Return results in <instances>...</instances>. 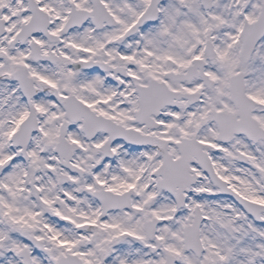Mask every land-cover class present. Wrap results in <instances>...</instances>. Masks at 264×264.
Returning a JSON list of instances; mask_svg holds the SVG:
<instances>
[{
    "label": "snow or ice",
    "instance_id": "obj_1",
    "mask_svg": "<svg viewBox=\"0 0 264 264\" xmlns=\"http://www.w3.org/2000/svg\"><path fill=\"white\" fill-rule=\"evenodd\" d=\"M0 264H264V0H0Z\"/></svg>",
    "mask_w": 264,
    "mask_h": 264
}]
</instances>
